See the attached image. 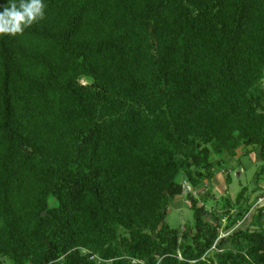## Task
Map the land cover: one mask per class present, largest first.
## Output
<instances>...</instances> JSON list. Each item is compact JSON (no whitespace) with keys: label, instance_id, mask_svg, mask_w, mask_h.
<instances>
[{"label":"trees","instance_id":"16d2710c","mask_svg":"<svg viewBox=\"0 0 264 264\" xmlns=\"http://www.w3.org/2000/svg\"><path fill=\"white\" fill-rule=\"evenodd\" d=\"M42 2L0 33V264H264V190L206 186L264 177V0Z\"/></svg>","mask_w":264,"mask_h":264},{"label":"rangeland","instance_id":"374dc122","mask_svg":"<svg viewBox=\"0 0 264 264\" xmlns=\"http://www.w3.org/2000/svg\"><path fill=\"white\" fill-rule=\"evenodd\" d=\"M261 165V159L254 152L249 155L240 154L229 160L225 159L222 162V168L216 170L215 176L206 186L211 189V192L215 197H219L225 193L230 199H233L237 192L243 191L244 195H246L247 193H250L252 189V195L254 197L264 190L263 176H261L256 183L254 181L255 175ZM224 170L226 171L225 175H223ZM226 175L230 179L228 183L223 179ZM183 197L173 199L168 208L165 223L171 227L179 228L192 223V211L190 207L185 204V198ZM257 209L258 206H256V209L248 215L246 223L242 226L243 229H258L251 222ZM207 218L209 219V217ZM262 222L264 224V217L262 218Z\"/></svg>","mask_w":264,"mask_h":264},{"label":"clouds","instance_id":"9594fccd","mask_svg":"<svg viewBox=\"0 0 264 264\" xmlns=\"http://www.w3.org/2000/svg\"><path fill=\"white\" fill-rule=\"evenodd\" d=\"M43 8L42 0H21L19 7L11 4L4 8L0 11V33L21 32L24 26L43 15Z\"/></svg>","mask_w":264,"mask_h":264},{"label":"built area","instance_id":"2783aa9c","mask_svg":"<svg viewBox=\"0 0 264 264\" xmlns=\"http://www.w3.org/2000/svg\"><path fill=\"white\" fill-rule=\"evenodd\" d=\"M263 85H264V77H263ZM182 188H183V190L184 191H191V192H193L192 191V189L190 188V186L186 183V182H182ZM256 206H258V209H262V212L264 213V195L263 196H261V197H258L255 201H254V203L252 204V206H251V208L248 210V212L244 215V217H243V219H241L240 221H238L236 224H235V226H238L241 222H242V220H244L245 218H247L248 217V215L254 210V209H256ZM255 213H256V211H255ZM225 223V220L224 219H222L221 220V224L223 225ZM234 226V227H235ZM228 232H226V233H223L222 231H221V233H220V236H224V235H226Z\"/></svg>","mask_w":264,"mask_h":264},{"label":"crops","instance_id":"0c3cea01","mask_svg":"<svg viewBox=\"0 0 264 264\" xmlns=\"http://www.w3.org/2000/svg\"><path fill=\"white\" fill-rule=\"evenodd\" d=\"M224 159L229 160L230 157L227 156V157H224ZM223 175H225V172L223 173ZM223 179L225 180V176L223 177ZM221 191H222V190H221ZM181 197H183V196H177V197H175L174 199H176V198H181ZM185 204L188 205L186 201H185Z\"/></svg>","mask_w":264,"mask_h":264}]
</instances>
